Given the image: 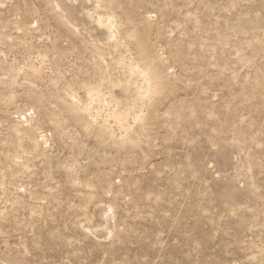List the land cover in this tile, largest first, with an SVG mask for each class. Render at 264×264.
I'll return each instance as SVG.
<instances>
[{"label": "rangeland", "instance_id": "1", "mask_svg": "<svg viewBox=\"0 0 264 264\" xmlns=\"http://www.w3.org/2000/svg\"><path fill=\"white\" fill-rule=\"evenodd\" d=\"M0 264H264V0H0Z\"/></svg>", "mask_w": 264, "mask_h": 264}, {"label": "bare ground", "instance_id": "2", "mask_svg": "<svg viewBox=\"0 0 264 264\" xmlns=\"http://www.w3.org/2000/svg\"><path fill=\"white\" fill-rule=\"evenodd\" d=\"M122 120H123V116L121 117V115H120L119 121L122 122Z\"/></svg>", "mask_w": 264, "mask_h": 264}]
</instances>
